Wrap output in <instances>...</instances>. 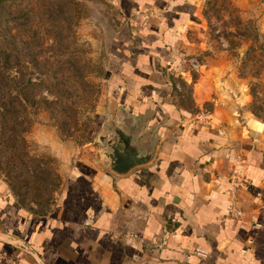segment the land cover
<instances>
[{"label": "crops", "instance_id": "1", "mask_svg": "<svg viewBox=\"0 0 264 264\" xmlns=\"http://www.w3.org/2000/svg\"><path fill=\"white\" fill-rule=\"evenodd\" d=\"M200 5L117 0L108 86L117 110L149 105L146 122L162 111L154 156L117 174L96 144L86 146L46 214L22 204L0 178V264H264L262 124L208 123L171 99ZM233 203L241 218L231 216Z\"/></svg>", "mask_w": 264, "mask_h": 264}, {"label": "rangeland", "instance_id": "2", "mask_svg": "<svg viewBox=\"0 0 264 264\" xmlns=\"http://www.w3.org/2000/svg\"><path fill=\"white\" fill-rule=\"evenodd\" d=\"M117 0H9L0 11V178L51 212L117 112L107 81ZM171 99L208 123L264 128V0H201Z\"/></svg>", "mask_w": 264, "mask_h": 264}, {"label": "water", "instance_id": "3", "mask_svg": "<svg viewBox=\"0 0 264 264\" xmlns=\"http://www.w3.org/2000/svg\"><path fill=\"white\" fill-rule=\"evenodd\" d=\"M127 103L118 108L119 115L108 111L96 136L103 162L115 173L126 174L136 166L150 162L154 156L156 139L160 134L163 113L146 122L149 105L139 109Z\"/></svg>", "mask_w": 264, "mask_h": 264}, {"label": "built area", "instance_id": "4", "mask_svg": "<svg viewBox=\"0 0 264 264\" xmlns=\"http://www.w3.org/2000/svg\"><path fill=\"white\" fill-rule=\"evenodd\" d=\"M243 168H240L238 170L235 171V173L233 174L232 176V179H233V183L234 185H237L238 181H240V176H241V173L243 172ZM236 192H237V189L236 187L234 186V189L232 190V196L233 198L235 199L236 197ZM230 213H231V216L233 218H241L242 215H243V210H241L240 208H238L234 203L232 204L231 208H230ZM165 233H167V230H165ZM165 238V236H164ZM164 238L162 239V241H159L157 240V244L158 246H160L163 241H164ZM196 253L204 258H206L208 256V252L204 251V250H201V249H197L196 250Z\"/></svg>", "mask_w": 264, "mask_h": 264}, {"label": "trees", "instance_id": "5", "mask_svg": "<svg viewBox=\"0 0 264 264\" xmlns=\"http://www.w3.org/2000/svg\"><path fill=\"white\" fill-rule=\"evenodd\" d=\"M9 0H0V11H2Z\"/></svg>", "mask_w": 264, "mask_h": 264}]
</instances>
